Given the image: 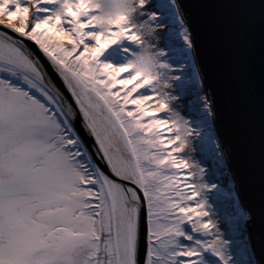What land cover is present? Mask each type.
<instances>
[{
    "label": "snow or ice",
    "instance_id": "snow-or-ice-1",
    "mask_svg": "<svg viewBox=\"0 0 264 264\" xmlns=\"http://www.w3.org/2000/svg\"><path fill=\"white\" fill-rule=\"evenodd\" d=\"M218 120L186 0H0V264H264Z\"/></svg>",
    "mask_w": 264,
    "mask_h": 264
},
{
    "label": "water",
    "instance_id": "water-1",
    "mask_svg": "<svg viewBox=\"0 0 264 264\" xmlns=\"http://www.w3.org/2000/svg\"><path fill=\"white\" fill-rule=\"evenodd\" d=\"M197 25L209 83L216 93L218 128L231 150L240 196L264 206V16L261 0H186ZM258 220L253 241L260 253Z\"/></svg>",
    "mask_w": 264,
    "mask_h": 264
},
{
    "label": "rangeland",
    "instance_id": "rangeland-1",
    "mask_svg": "<svg viewBox=\"0 0 264 264\" xmlns=\"http://www.w3.org/2000/svg\"><path fill=\"white\" fill-rule=\"evenodd\" d=\"M221 183H222V186L225 188V190H227L228 188H226V186L227 184H229V179L226 178L225 180H222Z\"/></svg>",
    "mask_w": 264,
    "mask_h": 264
},
{
    "label": "bare ground",
    "instance_id": "bare-ground-1",
    "mask_svg": "<svg viewBox=\"0 0 264 264\" xmlns=\"http://www.w3.org/2000/svg\"><path fill=\"white\" fill-rule=\"evenodd\" d=\"M226 178L228 179L227 170H225V174H224V176L221 177V181H222V180H225ZM229 185H230V180H229V184H227L226 188H228Z\"/></svg>",
    "mask_w": 264,
    "mask_h": 264
}]
</instances>
